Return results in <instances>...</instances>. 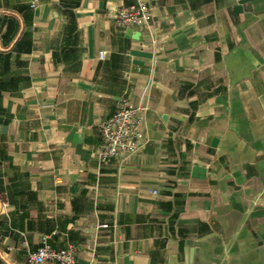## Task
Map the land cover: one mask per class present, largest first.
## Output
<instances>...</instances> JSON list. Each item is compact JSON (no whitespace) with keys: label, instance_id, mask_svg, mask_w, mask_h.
I'll return each mask as SVG.
<instances>
[{"label":"crops","instance_id":"crops-1","mask_svg":"<svg viewBox=\"0 0 264 264\" xmlns=\"http://www.w3.org/2000/svg\"><path fill=\"white\" fill-rule=\"evenodd\" d=\"M140 2L151 24L120 28ZM123 101L146 143L101 163ZM44 238L79 264H264V0H0V264Z\"/></svg>","mask_w":264,"mask_h":264},{"label":"built area","instance_id":"built-area-1","mask_svg":"<svg viewBox=\"0 0 264 264\" xmlns=\"http://www.w3.org/2000/svg\"><path fill=\"white\" fill-rule=\"evenodd\" d=\"M31 7H36V1ZM152 19V8L144 2L122 9L116 18L118 26L122 29L149 26ZM99 58L106 59V52L101 51ZM145 112L146 108L123 101L115 113L100 124L103 144L98 149L97 156L101 163H108L114 159H128L139 153L147 140L143 130ZM46 262L79 264L75 247L70 245L65 249L56 250L44 238L37 251L28 254L27 263L45 264Z\"/></svg>","mask_w":264,"mask_h":264}]
</instances>
